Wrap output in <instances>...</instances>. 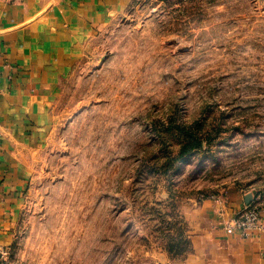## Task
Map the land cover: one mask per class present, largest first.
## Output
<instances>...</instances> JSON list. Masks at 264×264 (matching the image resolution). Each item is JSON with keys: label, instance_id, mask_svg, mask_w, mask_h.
<instances>
[{"label": "rangeland", "instance_id": "374dc122", "mask_svg": "<svg viewBox=\"0 0 264 264\" xmlns=\"http://www.w3.org/2000/svg\"><path fill=\"white\" fill-rule=\"evenodd\" d=\"M57 113L9 264L182 254L186 202L264 192V0H137L92 42Z\"/></svg>", "mask_w": 264, "mask_h": 264}, {"label": "crops", "instance_id": "0c3cea01", "mask_svg": "<svg viewBox=\"0 0 264 264\" xmlns=\"http://www.w3.org/2000/svg\"><path fill=\"white\" fill-rule=\"evenodd\" d=\"M137 0H0V244L18 235L36 155L49 143L57 103L91 44ZM264 192L229 188L182 209L188 249L154 264H264V227L234 228ZM264 226V225H263Z\"/></svg>", "mask_w": 264, "mask_h": 264}, {"label": "built area", "instance_id": "2783aa9c", "mask_svg": "<svg viewBox=\"0 0 264 264\" xmlns=\"http://www.w3.org/2000/svg\"><path fill=\"white\" fill-rule=\"evenodd\" d=\"M263 225L260 207L256 204L247 206L234 221V228L245 234H248L250 230L263 229ZM10 255V247L0 244V264H9Z\"/></svg>", "mask_w": 264, "mask_h": 264}]
</instances>
